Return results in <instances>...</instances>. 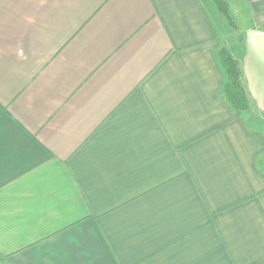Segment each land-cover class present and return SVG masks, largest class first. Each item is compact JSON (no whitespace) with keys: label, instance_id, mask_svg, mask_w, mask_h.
Segmentation results:
<instances>
[{"label":"crops","instance_id":"crops-1","mask_svg":"<svg viewBox=\"0 0 264 264\" xmlns=\"http://www.w3.org/2000/svg\"><path fill=\"white\" fill-rule=\"evenodd\" d=\"M222 92L213 0H0V264H264V0Z\"/></svg>","mask_w":264,"mask_h":264},{"label":"trees","instance_id":"trees-1","mask_svg":"<svg viewBox=\"0 0 264 264\" xmlns=\"http://www.w3.org/2000/svg\"><path fill=\"white\" fill-rule=\"evenodd\" d=\"M213 1L221 15L239 31L237 18L228 0ZM237 41L238 44H224L218 53L220 68L224 74L223 96L233 109L256 113L257 106L249 92L242 65L245 34L238 32Z\"/></svg>","mask_w":264,"mask_h":264},{"label":"rangeland","instance_id":"rangeland-1","mask_svg":"<svg viewBox=\"0 0 264 264\" xmlns=\"http://www.w3.org/2000/svg\"><path fill=\"white\" fill-rule=\"evenodd\" d=\"M235 16L237 18L238 24H239V31L230 23L227 21V19L223 15H219L218 22L219 28L221 30V34L226 41L224 44H238L237 36L238 32L244 33L245 26L250 23V16L248 15V12H239L234 9ZM255 113V112H253ZM258 115L259 113L256 112ZM260 124L264 126V115L257 117Z\"/></svg>","mask_w":264,"mask_h":264}]
</instances>
